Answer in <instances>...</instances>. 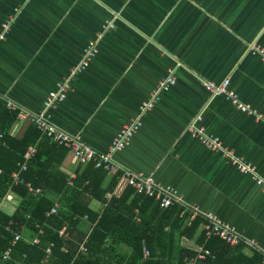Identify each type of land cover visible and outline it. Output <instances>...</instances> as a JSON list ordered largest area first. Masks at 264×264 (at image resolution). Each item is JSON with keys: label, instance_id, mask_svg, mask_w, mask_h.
<instances>
[{"label": "crops", "instance_id": "obj_1", "mask_svg": "<svg viewBox=\"0 0 264 264\" xmlns=\"http://www.w3.org/2000/svg\"><path fill=\"white\" fill-rule=\"evenodd\" d=\"M12 14L0 45L1 96L39 113L48 91L67 79L66 97L47 111L49 119L99 153L124 124L139 118V130L113 154L115 162L173 187L186 203L217 215L264 253V61L246 53L252 42L264 48V0H0V29ZM108 23L113 27L102 29ZM89 43L96 53L71 74ZM169 74L175 84L139 114ZM225 77L254 113L210 96L201 83ZM197 116L196 126L250 163L255 175L191 137L186 128ZM26 123L16 120L10 134ZM77 165L68 152L59 168L69 176ZM14 199L13 205L4 197L0 206L8 203L14 211ZM196 238L181 243L196 250ZM241 246L226 256L237 257L234 264L242 261L240 253L257 254Z\"/></svg>", "mask_w": 264, "mask_h": 264}, {"label": "trees", "instance_id": "obj_2", "mask_svg": "<svg viewBox=\"0 0 264 264\" xmlns=\"http://www.w3.org/2000/svg\"><path fill=\"white\" fill-rule=\"evenodd\" d=\"M16 117L17 112L0 101V202L9 193L19 198L10 215L0 211V264H185L196 250L181 242L191 240L196 233L194 244L214 255L197 264L236 262L237 257H226L233 247L217 237L205 238L200 218L189 222V214L180 215L179 206L161 209L154 198L136 194L130 187L114 194L116 177L106 181L107 173L94 168L93 163L77 165L69 184L68 174L59 168L68 150L52 143L30 123L19 134L11 135ZM30 146L35 151L25 160ZM24 163L26 169L19 175L22 182L14 184L11 173ZM26 183L40 192H29ZM91 201L101 205L99 211L91 208ZM56 204V213L47 215ZM36 226L42 234L39 242L32 244ZM61 228L66 235H59ZM15 235L20 238L13 243ZM240 254V264L261 260L258 254Z\"/></svg>", "mask_w": 264, "mask_h": 264}, {"label": "built area", "instance_id": "obj_3", "mask_svg": "<svg viewBox=\"0 0 264 264\" xmlns=\"http://www.w3.org/2000/svg\"><path fill=\"white\" fill-rule=\"evenodd\" d=\"M25 1V0H24ZM14 14L8 16V18L1 24L0 29V45L1 42L7 36L12 22L14 21ZM112 24L103 25L102 29L112 28ZM96 53V48L93 43H89L83 50V58L81 64L71 74L84 69L91 57ZM246 53L249 55L259 56L264 61V48L256 43H249L246 47ZM176 82L174 75L169 74L163 80L157 83L156 89L149 95V98L141 103L139 106V114L150 110L160 98V94L167 92ZM202 86L210 94V96H222L229 100L238 109L244 112H253L247 105H244L238 99V96L234 91L229 88V77H225L218 82L210 80H202ZM69 90V82L67 79L57 81L54 88L45 95L42 103V110L39 113H33L26 111L21 107L15 105L10 100L0 95V101L5 104L8 110L17 112V121H23L32 124L35 129L43 136L47 137L52 143L57 146H62L68 150L73 159L78 165H85L87 163H93L94 168L103 169L107 175L114 176L117 179V183L114 189V194L117 195L119 191L125 187H130L136 194L144 195L154 198L157 201L159 208L166 209L172 205H177L181 208V214H189V222L196 218H200V228L202 229L205 238L217 237L223 243L230 247L237 245H243L249 247L253 252H256L261 256V260L255 264H264V253L260 250L259 246L254 240L246 239L241 233H239L235 227L221 220L217 215L213 213L202 212L197 205L186 203L182 197L176 192V190L169 186L158 182L153 176L144 175L141 172H135L128 168H124L118 165L113 159V154L127 147L133 136L137 133L141 126L139 118H135L128 123L124 124L114 136L112 142L105 152L99 153L94 151L88 145L83 143L78 137L56 127L51 123L47 111L55 105L61 103ZM200 116H197L194 121H191L187 126V131L192 138L198 140L207 149L215 152H221L225 159L234 164L240 172L244 174L255 175V168L245 161L237 158L231 151L222 147L219 138L212 134L207 133L201 126H196L195 122L200 121ZM35 151L33 146L28 147L24 154V159H29ZM26 169V164L21 165L20 169L11 173L13 183L22 182L20 173ZM1 172V170H0ZM75 176L74 173L69 175L68 183L71 184V179ZM258 185L263 184L261 179L256 178ZM28 191L34 194H38L40 190L34 189L29 183H26ZM6 197V196H5ZM57 211V204L54 205L47 215L55 214ZM86 219V216L84 217ZM38 228V232L34 235L30 242L36 244L39 242V235L42 234V230ZM59 235H66L64 228L58 231ZM20 238L19 235H15L13 243ZM79 250H83V246H80ZM47 257L50 253V249H46ZM144 256L148 255L147 250L143 252ZM8 256V250L3 254L5 259ZM206 257L214 258V255L203 247L196 248V255L185 260V264H197L198 261L204 260ZM70 264H74L73 262Z\"/></svg>", "mask_w": 264, "mask_h": 264}, {"label": "clouds", "instance_id": "obj_4", "mask_svg": "<svg viewBox=\"0 0 264 264\" xmlns=\"http://www.w3.org/2000/svg\"><path fill=\"white\" fill-rule=\"evenodd\" d=\"M6 200L7 201H11L13 205L17 202L14 199V194H11V193L6 195ZM0 211H3V212H5V213L10 215L12 213V211H13V207L9 206L8 203H4L2 206H0Z\"/></svg>", "mask_w": 264, "mask_h": 264}]
</instances>
